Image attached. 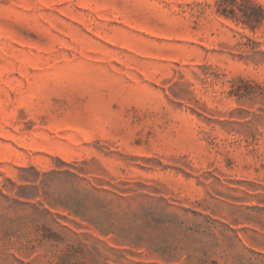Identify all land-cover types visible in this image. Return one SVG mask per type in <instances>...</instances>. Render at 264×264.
<instances>
[{
  "label": "rangeland",
  "instance_id": "rangeland-1",
  "mask_svg": "<svg viewBox=\"0 0 264 264\" xmlns=\"http://www.w3.org/2000/svg\"><path fill=\"white\" fill-rule=\"evenodd\" d=\"M0 264H264V0H0Z\"/></svg>",
  "mask_w": 264,
  "mask_h": 264
}]
</instances>
